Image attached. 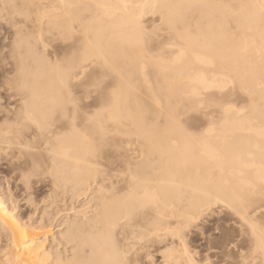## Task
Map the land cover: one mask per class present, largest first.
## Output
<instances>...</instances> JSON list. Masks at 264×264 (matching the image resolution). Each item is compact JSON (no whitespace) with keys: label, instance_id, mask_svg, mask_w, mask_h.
I'll return each instance as SVG.
<instances>
[{"label":"bare ground","instance_id":"1","mask_svg":"<svg viewBox=\"0 0 264 264\" xmlns=\"http://www.w3.org/2000/svg\"><path fill=\"white\" fill-rule=\"evenodd\" d=\"M2 161L72 196L0 264H264V0H0Z\"/></svg>","mask_w":264,"mask_h":264},{"label":"rangeland","instance_id":"2","mask_svg":"<svg viewBox=\"0 0 264 264\" xmlns=\"http://www.w3.org/2000/svg\"><path fill=\"white\" fill-rule=\"evenodd\" d=\"M83 89V88H82ZM82 89H80L81 90V92H80V94H81V97H83V95H85L83 92H84V89L82 90ZM83 94V95H82ZM90 98V95H88V99L87 98H82V100H85V101H88V100H91V98ZM87 99V100H86ZM6 163V161L4 162V161H2V163L0 162V168L2 167H4V169H0V170H3V171H7L6 172V174L2 171H0L1 173H3V175L0 173V182L3 184V181H4V183H7V181L9 182V184H7V185H5L4 184V186H7V187H9V191H10V194H11V199L13 200V203L16 205V207H14L15 209H14V212H16L15 214L17 215V217L18 218H20V220L21 221H23V220H25V221H27V219H28V221H29V219H30V223H32L34 226H37L38 224H43L44 222L45 223H48V222H51L54 218H56L55 219V221L57 220V221H59V220H61V218L63 217V215L62 214H64V213H60L59 212V210H61V209H64L63 208V206H64V204H63V202H64V200H66L67 198H66V196H72V194H71V192L67 189V187L65 186L64 188H61V189H63V190H61V189H54L55 187L54 186H52L53 184L52 183H50V181L52 182V177H50V175H46V176H44V177H40V178H37V177H30L29 178V181H28V183H27V181H25V179L23 180V178H22V175H21V170L19 169V165L18 164H14V165H10L9 163H7L6 165H10V167L9 166H6V165H4ZM4 165V166H3ZM13 166V167H12ZM8 167V168H7ZM18 168V169H17ZM15 170V171H14ZM20 170V171H19ZM19 171V172H18ZM14 172V173H13ZM12 173V174H11ZM16 173L18 174L17 176H15L16 175ZM20 173V174H19ZM10 174L12 175V176H10ZM15 174V175H14ZM2 175V176H1ZM4 176L7 178H5L4 179ZM7 176H9V177H7ZM12 177L14 178V180L12 179ZM15 177H17V178H15ZM2 178L4 179V180H2ZM35 178V179H34ZM12 179V180H11ZM18 179L20 180V181H18ZM38 179V180H37ZM45 179V180H44ZM49 179V180H48ZM2 180V181H1ZM10 180V181H9ZM16 180V181H15ZM37 182H36V181ZM40 180V181H39ZM33 181V182H32ZM46 181V182H45ZM30 182V183H29ZM12 183V184H11ZM34 183V184H33ZM42 183V184H41ZM14 184V185H13ZM21 184V185H20ZM32 184V185H31ZM38 184V185H37ZM44 184V185H43ZM23 185V186H22ZM26 185V186H25ZM47 185V186H46ZM46 186V187H45ZM48 186H50V187H48ZM23 187V188H22ZM31 187V188H30ZM43 187V188H42ZM52 187V188H51ZM12 188V189H11ZM36 188V189H35ZM41 188V189H40ZM48 188H50V189H48ZM67 190H66V189ZM91 189L86 193V195H83V196H97L98 194L97 193H95L96 191H95V187H94V185H92L91 187H90ZM94 188V189H93ZM22 189V190H21ZM24 189V190H23ZM54 190V191H52V190ZM32 190V191H31ZM48 190V191H47ZM40 191V192H39ZM61 191V192H60ZM64 193H63V192ZM24 192V193H23ZM37 192V193H36ZM69 192H70V194H69ZM14 193V194H13ZM27 193V194H26ZM28 193H29V195H28ZM50 195H49V194ZM52 193V194H51ZM33 194V195H32ZM55 194V195H54ZM88 194V195H87ZM91 194V195H90ZM93 194V195H92ZM96 194V195H95ZM12 195H14V196H12ZM16 195V196H15ZM49 195V196H48ZM57 195H59V196H57ZM22 196V197H21ZM30 196V197H29ZM36 196V197H35ZM50 196H52V197H50ZM56 196V197H55ZM29 197V198H28ZM36 198V199H33V198ZM44 197V198H43ZM56 198V200H55V198ZM22 198H23V200H22ZM25 198H26V200H25ZM43 198V199H42ZM48 199V200H46V199ZM60 198V199H59ZM61 198H63V199H61ZM66 198V199H65ZM18 199V200H17ZM29 199V200H28ZM39 199H40V203H38L39 202ZM50 199V200H49ZM53 199V203L51 202V200ZM32 200V201H31ZM44 200V201H43ZM46 200V201H45ZM58 200V201H57ZM60 200V201H59ZM63 200V201H62ZM23 201V202H22ZM57 201V203H59V204H57V203H55V202ZM15 202H17V203H15ZM42 202V203H41ZM45 202V203H44ZM50 202L52 203V205L50 204ZM62 202V204H60ZM65 203V202H64ZM68 203V204H67ZM13 204V205H14ZM25 204H26V206H25ZM37 204V205H36ZM43 204V205H42ZM66 204L67 205H70V202L69 201H67L66 202ZM14 205V206H15ZM28 205V206H27ZM48 205H50V206H48ZM59 205V206H58ZM60 205H61V207H60ZM21 206V207H20ZM33 206V207H32ZM37 206V207H36ZM76 206V205H75ZM39 207V208H38ZM49 207H51V208H49ZM56 207V208H55ZM58 207H60V208H58ZM72 208L74 207L73 205L71 206ZM19 208V209H18ZM27 208V209H26ZM48 208V209H47ZM53 208V209H52ZM74 208H76V207H74ZM42 209V210H41ZM43 209H44V211H43ZM57 209H58V211H57ZM25 210V211H24ZM49 210V211H48ZM53 210V211H52ZM56 210V211H55ZM28 211V212H27ZM42 211V212H41ZM22 212H23V214H22ZM26 212V213H25ZM46 212V213H45ZM50 213V215H49V213ZM53 212V213H52ZM58 212L60 213V214H58ZM18 213V214H17ZM32 213V214H31ZM34 213V214H33ZM52 213V214H51ZM55 213H57V214H55ZM45 216H44V215ZM54 214V215H53ZM38 215V216H37ZM42 215V216H41ZM47 215V216H46ZM53 215V216H52ZM60 215V216H59ZM20 216V217H19ZM40 216V217H39ZM55 216V217H54ZM36 217V218H35ZM42 217V218H41ZM46 217V218H45ZM51 217H53V219L51 220ZM58 217V218H57ZM48 218V219H47ZM23 219V220H22ZM32 219V220H31ZM37 219V220H36ZM59 219V220H58ZM38 220H41V221H39L38 222ZM45 220V221H44ZM48 220V221H47ZM44 221V222H43ZM47 221V222H46ZM36 225H35V224ZM205 231V232H204ZM213 231L214 230H212V228L211 227H206V228H203L202 229V233L204 234V238H206V239H210V241L211 240H213V242L216 240L217 242H210V245L212 244V246H208L210 249V251L209 250H207V253H206V247H203V244H201L200 242H199V240L197 239V237H195V236H193L194 238H191V243H190V246L191 247H193V246H195V248H197V252H201V253H198V258H199V256L201 257V255H202V257H203V255H204V257H206V256H208V258L209 259H211V260H209V262L207 263V261H203V260H201V263H199V264H231V262H232V264L233 263H235V262H237V263H235V264H244V263H242V261H241V259H238L235 255H236V251L234 252L232 249L230 250H226V246H224V244L225 245H227V243H228V240L227 239H229V234L225 231L224 232V234H222L221 232H215L214 231V233H213ZM207 232V233H206ZM208 232L210 233V234H208ZM53 233V234H52ZM57 233H59V232H56L55 231V229L51 232V235L52 236H56V237H58L57 235ZM216 235V236H215ZM218 235V236H217ZM222 235V237H220ZM225 235H226V237H228V238H226L225 237ZM52 236H50V237H48V242H47V244L48 245H50L51 243H53V237ZM54 236V237H55ZM209 236V237H208ZM211 237V238H210ZM214 237V238H213ZM225 237V238H224ZM51 238V239H50ZM215 239V240H214ZM220 239H222V240H220ZM224 239H226V240H224ZM192 240H195V242L194 241H192ZM1 241H2V243H1ZM55 242V241H54ZM199 242V243H198ZM225 242V243H224ZM227 242V243H226ZM193 243V244H192ZM196 243V245H194ZM54 244V243H53ZM3 245H4V242H3V240L0 238V248L2 247L3 248ZM193 245V246H192ZM200 245H202V246H200ZM213 245H215V247H217L216 249H215V247L213 246ZM217 245V246H216ZM242 246H240L241 248H243L244 246L246 247V245H244V244H241ZM218 246H219V248H218ZM202 248V249H200V248ZM211 247H213V248H211ZM223 247V249H224V247H225V249H224V251H223V249H221V248ZM244 247V248H245ZM1 248V249H2ZM194 248V249H195ZM203 248H205V249H203ZM214 251H213V250ZM219 251H218V250ZM3 250V249H2ZM199 250H201V251H199ZM212 250V251H211ZM222 250V251H221ZM204 251V252H203ZM210 253H209V252ZM231 251H233V254H232V252ZM214 252L216 253V256H220V257H222V259H220V258H218V257H216V256H214L215 254H214ZM217 252H218V255H217ZM224 252H227L226 254H224ZM205 253L207 254L206 256H205ZM209 253V254H208ZM212 253V254H211ZM229 253V254H228ZM199 254H201V255H199ZM228 254V256L226 257V255ZM212 255H213V257H212ZM211 256V257H210ZM225 256V257H224ZM231 256H235V257H231ZM202 257H201V259H202ZM203 257V258H204ZM224 257V258H223ZM156 258V259H155ZM217 258V259H216ZM226 258H227V260H226ZM230 258V260H232V261H230V260H228ZM236 258V259H235ZM155 259V262L156 263H154V260ZM215 259H216V261H215ZM234 259V260H233ZM214 260V261H213ZM219 260V261H218ZM222 260V261H221ZM223 260H226V261H223ZM239 262H238V261ZM151 261V262H150ZM148 263L149 264H152V263H154V264H157L158 262H159V260L157 259V257H154V258H151V260H150ZM158 261V262H157ZM230 263H229V262ZM241 261V262H240ZM148 263H145V264H148ZM246 264V263H245Z\"/></svg>","mask_w":264,"mask_h":264}]
</instances>
